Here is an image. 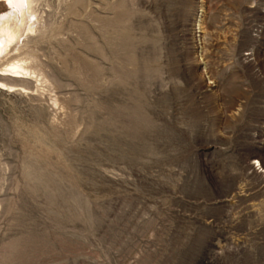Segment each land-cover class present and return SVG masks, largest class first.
Here are the masks:
<instances>
[{"label": "rangeland", "instance_id": "obj_1", "mask_svg": "<svg viewBox=\"0 0 264 264\" xmlns=\"http://www.w3.org/2000/svg\"><path fill=\"white\" fill-rule=\"evenodd\" d=\"M33 3L0 264H264V0Z\"/></svg>", "mask_w": 264, "mask_h": 264}, {"label": "bare ground", "instance_id": "obj_2", "mask_svg": "<svg viewBox=\"0 0 264 264\" xmlns=\"http://www.w3.org/2000/svg\"><path fill=\"white\" fill-rule=\"evenodd\" d=\"M2 1L4 3L5 12L0 14V60L5 58L6 56L9 57V55H12H7V53L11 50L12 45L14 46V44H17L18 40L21 39L20 37L23 35V31L26 30L31 32L33 30L32 25L29 23L31 20L29 21V19L34 17L32 7L34 4V0ZM199 20L200 18L198 16L195 24L196 27L193 31L194 38L198 40L200 39L202 34L200 32L202 28ZM35 24L36 23H34L33 25ZM29 70V67L25 65L24 59H12L5 62V64L3 65V69H0V72H2L3 75L9 78L15 79L19 77H26V75H30L31 73H33V71L30 72L31 70ZM0 76L2 75L0 74ZM207 85H210V83H208ZM0 87L7 89L13 88L2 83H0Z\"/></svg>", "mask_w": 264, "mask_h": 264}, {"label": "built area", "instance_id": "obj_3", "mask_svg": "<svg viewBox=\"0 0 264 264\" xmlns=\"http://www.w3.org/2000/svg\"><path fill=\"white\" fill-rule=\"evenodd\" d=\"M255 167V169L257 170V165L256 166H254Z\"/></svg>", "mask_w": 264, "mask_h": 264}]
</instances>
